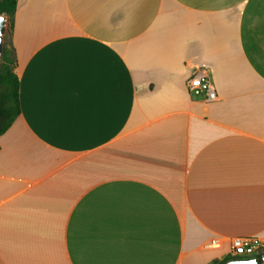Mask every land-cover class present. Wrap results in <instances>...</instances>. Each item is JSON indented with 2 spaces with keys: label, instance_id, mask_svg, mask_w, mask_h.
<instances>
[{
  "label": "crops",
  "instance_id": "0c3cea01",
  "mask_svg": "<svg viewBox=\"0 0 264 264\" xmlns=\"http://www.w3.org/2000/svg\"><path fill=\"white\" fill-rule=\"evenodd\" d=\"M10 25L0 264H222L234 238L264 245V0H17Z\"/></svg>",
  "mask_w": 264,
  "mask_h": 264
},
{
  "label": "trees",
  "instance_id": "16d2710c",
  "mask_svg": "<svg viewBox=\"0 0 264 264\" xmlns=\"http://www.w3.org/2000/svg\"><path fill=\"white\" fill-rule=\"evenodd\" d=\"M17 8V0H0V15H5L11 21ZM12 25H10L11 29ZM16 58L7 46L0 68V136L6 133L20 115V80L16 73ZM259 253L254 257H259ZM251 257H236L233 259H249ZM224 261L222 264H225Z\"/></svg>",
  "mask_w": 264,
  "mask_h": 264
},
{
  "label": "built area",
  "instance_id": "2783aa9c",
  "mask_svg": "<svg viewBox=\"0 0 264 264\" xmlns=\"http://www.w3.org/2000/svg\"><path fill=\"white\" fill-rule=\"evenodd\" d=\"M189 88L193 91L205 92L207 98L214 99L216 97L215 89L213 88L209 78L201 73H194L189 80ZM220 240H214L210 243L211 246H220ZM231 249L234 254L243 256L246 252H251L258 249H263L264 245L254 238H234L231 240Z\"/></svg>",
  "mask_w": 264,
  "mask_h": 264
},
{
  "label": "water",
  "instance_id": "95a60500",
  "mask_svg": "<svg viewBox=\"0 0 264 264\" xmlns=\"http://www.w3.org/2000/svg\"><path fill=\"white\" fill-rule=\"evenodd\" d=\"M3 17V20L0 21V68L4 56V49H5V36L8 33L10 20L5 15H0ZM264 264V254L259 257H253L249 259H232L226 262L225 264Z\"/></svg>",
  "mask_w": 264,
  "mask_h": 264
},
{
  "label": "rangeland",
  "instance_id": "374dc122",
  "mask_svg": "<svg viewBox=\"0 0 264 264\" xmlns=\"http://www.w3.org/2000/svg\"><path fill=\"white\" fill-rule=\"evenodd\" d=\"M5 46H7L8 48L10 47V26H9L8 33L5 36ZM259 253H264V248L263 249L254 250V251H251V252H246V253L243 254V256H241L240 254H234V255L236 257H251V258H253L255 255H257Z\"/></svg>",
  "mask_w": 264,
  "mask_h": 264
},
{
  "label": "snow or ice",
  "instance_id": "6c2138e0",
  "mask_svg": "<svg viewBox=\"0 0 264 264\" xmlns=\"http://www.w3.org/2000/svg\"><path fill=\"white\" fill-rule=\"evenodd\" d=\"M3 20V17H0V21H2ZM253 264H255V262H253Z\"/></svg>",
  "mask_w": 264,
  "mask_h": 264
}]
</instances>
